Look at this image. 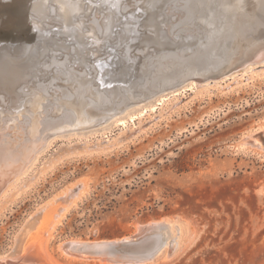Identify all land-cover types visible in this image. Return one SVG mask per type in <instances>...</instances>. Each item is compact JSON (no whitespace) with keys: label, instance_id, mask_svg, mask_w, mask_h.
Wrapping results in <instances>:
<instances>
[{"label":"rangeland","instance_id":"374dc122","mask_svg":"<svg viewBox=\"0 0 264 264\" xmlns=\"http://www.w3.org/2000/svg\"><path fill=\"white\" fill-rule=\"evenodd\" d=\"M131 8L123 25L140 29ZM102 12L94 14L106 24ZM141 16L144 21L146 15ZM102 37L105 44L93 51L105 62L111 46L122 54L123 47L133 46V39L123 46L107 33ZM78 47L82 58L83 46ZM251 67L163 91L165 100L155 109L133 112L134 120L129 113L107 129L102 127L108 120L98 125L108 110L96 102L99 86L90 83L91 76L84 75L85 82L58 73L56 85L71 92L69 102L58 92L38 100L35 78L13 96L0 83V177L6 180L1 183L53 135L12 189L0 194V264L4 258L30 264L23 262L21 247H29L30 255L38 248L36 254L46 259L36 258L40 264H107L71 251L66 243L124 239L161 221L177 226L164 249L177 241L179 248L172 258L152 264H264V61ZM64 113L73 121H65L66 115L53 128L41 126Z\"/></svg>","mask_w":264,"mask_h":264},{"label":"water","instance_id":"95a60500","mask_svg":"<svg viewBox=\"0 0 264 264\" xmlns=\"http://www.w3.org/2000/svg\"><path fill=\"white\" fill-rule=\"evenodd\" d=\"M258 1L250 4L249 0H238L235 4L232 0H143L140 6L135 0H107L94 8L81 6L70 14L60 5L53 9L52 2H44L26 13L23 28L2 39L0 83L13 96L18 95L16 89L23 82L35 78L33 89L38 100L58 92L62 100L69 102L71 92L56 85L58 73L76 75L81 81L86 80L84 75L91 76L90 83L99 86L96 102L108 110L99 124L130 104L188 81L216 80L237 71L253 55L256 40L264 34V0ZM132 6L133 24L143 25L140 29L123 25ZM95 8L106 14V24L96 18ZM141 15H146L144 21ZM9 18L14 17L10 14ZM105 33L123 46L133 39V46L123 47L124 54L111 46V57L105 62L93 51L105 44ZM78 45L83 46L82 58L76 55ZM93 58L95 61L89 64ZM50 106V102L43 106V113ZM65 116L67 122L73 121L70 113H64L62 118ZM27 118L23 116L29 123ZM1 180L5 178L0 179V191ZM170 222L151 223L124 239L68 242L66 247L107 264H152L172 258L178 251L174 253L175 244L168 252L161 251ZM7 259L2 264H10Z\"/></svg>","mask_w":264,"mask_h":264},{"label":"bare ground","instance_id":"6f19581e","mask_svg":"<svg viewBox=\"0 0 264 264\" xmlns=\"http://www.w3.org/2000/svg\"><path fill=\"white\" fill-rule=\"evenodd\" d=\"M52 2L53 3V9H55V5L57 4V5H60L62 8H66V10H67V13L68 14H70V11H74V10H76V8H80L81 6L82 7H84V5L86 6V4L88 3V4H90L91 6L93 5V3H94V0H9V1H7V0H0V44H1V41H2V39L6 36V35H8V34H10V33H12V32H14V31H16V30H19V29H21V28H23L25 25H26V20H27V18L26 17H24L25 15H26V13L28 12V11H32V10H34L35 9V7H38L40 4H44V2ZM87 3H86V2ZM96 1V0H95ZM101 1V0H100ZM102 1H104V0H102ZM84 3H86V4H84ZM95 5V4H94ZM100 5V4H99ZM90 7V6H89ZM96 7V6H95ZM96 9V8H95ZM103 13V12H102ZM12 15L14 18L12 19V18H9V15ZM96 15V18H98L97 17V14H95ZM4 18V19H3ZM262 36V35H261ZM262 61H264V40H263V38H262V40H258V41H256V46H255V50H254V53H253V55L244 63V64H242L241 65V67H240V70L239 71H247V70H251V66L253 65L254 66V64L255 63H258V62H262ZM238 71V72H239ZM185 86H190V87H194L195 86V83H194V81H189L187 84H185V85H183V86H180L179 88H177V89H180V88H183V87H185ZM171 91V90H170ZM161 93V92H160ZM166 94L167 93H161V94H156L155 96H153V97H151V98H149V99H146V100H143V101H141V102H135V103H133V104H130V105H128L126 108H124L120 113H118V114H116L115 116H113L112 118H111V120L112 121H110V120H108L109 122H106L107 124L106 125H104L103 127H102V129H107L108 127H110L112 124H113V122H115L116 120H118V122H122V120H123V118H126V116L129 114V113H131V114H133V115H131V120H134L135 118V116H136V113H133V112H135V111H140L139 113H141V114H143L144 112H145V110H147L146 108H147V106H150V108H154V106L155 105H157L158 103L160 104V103H162L165 99H164V97L166 96ZM155 109V108H154ZM135 114V115H134ZM48 115V114H47ZM46 115V116H47ZM44 116V115H43ZM43 118V117H42ZM41 118V119H42ZM46 118V117H45ZM66 121V120H65ZM39 122V121H38ZM61 122H64V120H63V118L62 119H56V120H48V119H45L43 122H41L42 124H41V126H43L45 129H47L48 130V128H53V126H57L58 124H60ZM40 123V122H39ZM5 124V123H4ZM122 124V123H121ZM123 124H125V122H123ZM3 125V124H2ZM35 125V124H34ZM99 125V124H98ZM36 126H37V124H36ZM8 127H9V125H8ZM37 128V127H36ZM40 129V128H39ZM6 130V129H5ZM36 132V131H35ZM45 132V131H44ZM2 132H0V134H1ZM59 134V133H58ZM69 134V133H68ZM6 135V134H5ZM33 135V134H32ZM61 135V134H60ZM36 137V136H35ZM51 137H53V135L52 136H50V139H51ZM50 139L48 138L47 140H45V141H43V144H41V146H39V144L38 145H34L35 144V142L34 143H32L34 146H39L38 148L36 147V150H35V152H33V150H32V154L33 155H31V157H27V158H30L29 160H27L28 161V163L27 164H25V167L24 166H22V167H19V166H17L18 168H20L21 170H19V169H17V170H19V172L18 173H16V171H15V176H14V179L13 178H11V180L10 181H8L6 184H3V186H2V191L4 192V190L5 189H10L11 188V185L13 184V183H15V181H16V178L18 177V176H20V175H22L23 173H25L27 170H28V168H30V166L32 165V163L37 159V155L40 153V152H42L43 151V149L44 148H46V147H48L49 145H50ZM36 140H37V138H36ZM35 140V141H36ZM34 141V140H33ZM32 142V141H31ZM38 142V141H37ZM33 147V146H32ZM23 149H24V147H23ZM22 149V152L24 151ZM35 149V148H34ZM19 151V150H18ZM20 151H21V149H20ZM19 151V152H20ZM31 152V151H30ZM1 154V153H0ZM26 154H27V152H26ZM17 155H19V153L17 154ZM30 156V155H29ZM0 157H1V155H0ZM24 159V158H23ZM25 160V162H27L26 161V159H24ZM19 161V160H18ZM36 162V161H35ZM19 163V162H18ZM13 164H14V162H13ZM21 164V163H20ZM6 165V164H5ZM10 165V164H9ZM4 167V166H3ZM7 167V166H6ZM13 167H15V166H13ZM17 167H15V168H17ZM12 168V167H11ZM14 168V169H15ZM1 169V168H0ZM7 169V168H6ZM3 170H4V168H3ZM1 171V170H0ZM6 171V170H5ZM14 172V171H13ZM9 173V172H8ZM7 173V174H8ZM14 174V173H13ZM3 175V174H2ZM5 175H6V173H5ZM7 177V176H6ZM9 177V176H8ZM2 178V177H1ZM5 178V177H4ZM6 179H8V178H6ZM17 180H19V179H17ZM6 181V180H5ZM12 189V188H11ZM10 189V190H11ZM9 190V191H10ZM2 191H0V194H2L3 192ZM2 192V193H1ZM7 195V194H6ZM4 196V195H3ZM6 197H8V195L6 196ZM4 199H5V197H4ZM2 200V199H1ZM36 223V222H35ZM38 224V223H37ZM31 226H33V225H31ZM174 226H175V228L177 227L176 225H175V222H170L169 223V227L168 228H166V230H165V236L167 237L166 238V242H165V244L163 245V247H162V249H164V247H166V246H168L172 241H174V239H172L170 242H169V238H170V236H171V232H170V230L172 231V233H174V230H172L173 228H174ZM30 229H32V228H30ZM29 231V230H28ZM23 238H25V237H23ZM23 240V239H22ZM22 240H21V242H22ZM25 241V240H24ZM29 244V243H28ZM24 247V246H23ZM20 248V247H19ZM29 247H27L26 249H22V247H21V250H19L18 252H24L23 254V256H24V258H23V262H25V261H27V263H30V264H40L39 263V260L42 258L43 259V257H39L40 255L42 256V254L40 253V255L39 254H36V253H39L40 251L38 250V248H36V255L35 256H32L33 254H31L30 255V253L31 252H29L28 253V249ZM178 248H179V242L177 241V243H175V248H174V253L178 250ZM162 251V250H161ZM29 256V257H28ZM28 257V258H27ZM35 258V260H36V258H38L39 260H33ZM22 259V258H21ZM45 259V258H44ZM43 259V260H44ZM46 260V259H45ZM44 260V261H45ZM12 262V261H11ZM21 262L22 261H20L19 263L21 264ZM44 264H45V262H43ZM12 264V263H11Z\"/></svg>","mask_w":264,"mask_h":264}]
</instances>
